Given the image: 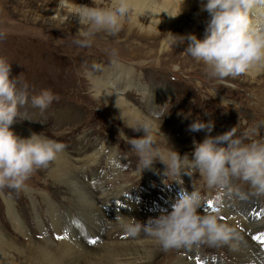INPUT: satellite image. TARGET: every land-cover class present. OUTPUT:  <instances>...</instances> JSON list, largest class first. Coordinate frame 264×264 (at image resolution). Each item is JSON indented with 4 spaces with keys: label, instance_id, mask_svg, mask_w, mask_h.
Returning a JSON list of instances; mask_svg holds the SVG:
<instances>
[{
    "label": "rangeland",
    "instance_id": "1",
    "mask_svg": "<svg viewBox=\"0 0 264 264\" xmlns=\"http://www.w3.org/2000/svg\"><path fill=\"white\" fill-rule=\"evenodd\" d=\"M51 2L52 0H0V57L6 58L12 64L11 76H19L20 86L23 84L28 86V102L19 107L21 122L11 127L28 134H39L45 131V134H41L42 136L63 143L65 145L63 150L77 157L91 154L96 146L105 145L108 146L107 150L113 149L118 159L116 180L121 179L122 182L117 180L114 186L113 174L104 166L107 157L105 153V157L103 156L99 161V167L88 166L89 171L87 170L81 180L86 185L97 184L98 189L112 190L117 186H125L124 191L130 195H137L142 212L154 211V209L158 214L170 212L172 204L179 198L182 189L189 193L197 190L202 196L201 205L216 200L219 194L224 195V185L208 187L196 171L192 172L190 177L188 176L187 181L181 176L174 178L169 175L167 178L164 175L165 166L160 162L153 164V167L160 171L157 175L163 178L161 181L157 180L158 184L148 185L147 177L151 175L148 173L149 169L144 170L142 175L139 174L137 177L135 173L138 157L125 136L131 139L140 137L142 134L125 128L107 109L104 101L95 97L91 78L100 77L102 72L109 70L115 62L133 68L136 77L144 79L142 81L143 84L146 83L144 87L150 90L148 96L151 97L148 102L151 98H155L154 112L150 116L162 122L170 135L176 139L175 141H179L182 145H189L187 153L193 150V140L199 143L206 135L215 137L234 127L237 136L243 137L245 132L252 133L255 129L251 139L264 140V132L262 133L264 113H258L253 108L255 99L251 94L252 85L238 81L237 77H233L234 79L226 77L222 80L210 77L203 62H194L190 58L183 57L184 51L176 53L171 59V52L168 55L163 54L157 45L151 49L149 47L140 49L142 42L134 36L125 40L124 35L112 36V34L102 33L98 36L96 34L92 37L95 45L90 51L82 49L74 42L79 39L78 29L69 30L64 19L58 23L59 25L48 21L44 11L47 6H51ZM41 14L44 18H41V22H35ZM44 29L46 31L40 33ZM68 49L77 50L75 52H79L80 56L84 54V57L74 56L72 59H67L64 54ZM150 50H153V53L148 56L146 53ZM44 89H50L59 99L54 100L47 109L42 111L32 106L31 97L38 95ZM123 96L128 102L144 110L142 103L146 100L139 92L130 89ZM25 118L27 120L23 121ZM198 118L205 123L213 122L214 126L210 133L207 130L198 132L189 130V125ZM121 131L125 136L120 135ZM167 147L168 145H162V149ZM49 170L50 164L37 169L20 188L0 186V230L4 232L7 242H11L10 244L15 245V248L20 249L23 255L27 254L30 239L22 236L18 228L10 222L3 199L9 198L15 201L12 207L19 212L21 222L27 224L26 233H29L32 241H36L34 243H41L37 224L44 227L43 231L46 230L49 238L56 242V233L52 230L49 217L51 210L54 217L56 216L55 224L57 227L63 225L68 237L77 236L84 230L81 211L73 197L63 187L59 189L60 194L56 196L53 186H50L52 179ZM96 176L98 178L94 183L91 177ZM174 179L178 183L173 181ZM232 184V190L235 188L247 192L246 188H250L245 182L236 183L235 178ZM41 194L44 198L47 197L51 210H48L42 201ZM253 196L258 200V205L264 201L262 200L264 196H258V198L256 195ZM227 198L233 201L231 197ZM261 216L264 217V212ZM219 219L223 223L226 222L225 217H219ZM257 230L248 239H251L250 244L263 252L264 244L252 237L264 236L261 234L264 232V226H259ZM108 236L106 232L102 235L103 239H107ZM81 239L87 244L89 251L94 250L93 243ZM206 245L210 244L197 243L200 253L196 257L197 262L203 264L212 257L220 262L216 258L219 255L214 251L213 244L210 245L212 250H205ZM218 248L221 249L220 246ZM174 252L175 250L168 257L183 254L180 249ZM8 253V257L0 258V264H25L15 252Z\"/></svg>",
    "mask_w": 264,
    "mask_h": 264
},
{
    "label": "bare ground",
    "instance_id": "2",
    "mask_svg": "<svg viewBox=\"0 0 264 264\" xmlns=\"http://www.w3.org/2000/svg\"><path fill=\"white\" fill-rule=\"evenodd\" d=\"M73 3L87 6H92L93 3L94 6H107L110 0H68V4L65 7L58 6L57 0H52L51 6L46 7L44 14H46L50 22L58 24L64 19L69 30H77L80 28L79 21L69 11V7ZM145 3L149 5L145 11V15L139 17L135 25L126 23L116 35H124L125 40L131 36L139 38L142 42L140 49H146L145 47L151 49L157 45L163 54L168 55L171 52L170 58H173L180 51L181 53L185 51L189 43L185 40L183 44L176 45L175 38L171 34L185 37L189 34H194L198 39L203 38L207 13L200 11V0H185L184 5H182V0H145ZM182 6L183 11L181 14L174 17L181 10ZM41 18H44V15L42 16L41 14L40 18L36 19L35 22H41ZM253 22L259 25L264 23V18L253 16ZM44 31L46 29L40 33ZM102 33L107 34L105 32H99L97 35L99 36ZM93 45H95L94 40H92L91 46L81 48L90 51ZM75 51L68 49L64 55L67 59L84 55L82 54L80 56L78 54L79 52ZM152 53L153 50H150L146 54L151 56ZM182 54L183 57L185 56L197 62L187 55L186 52ZM131 59L133 60L134 58L132 57ZM236 77L238 81L249 84L250 86L252 85L253 91H251V94L255 99L253 108L258 113H264V72L254 75H238ZM142 81L144 79L141 77L137 78L135 70L129 65L118 64L116 62L112 64L109 70L102 72L100 77L91 78V83L94 85L95 97H99L104 101L107 109L116 116V119L124 127V122L125 124L131 123L135 125L137 119L142 120L145 118L153 121L157 130L161 124L160 133L165 137L168 146L183 156L187 153L189 145H182L179 141H175L176 139L170 135L166 126L150 116L154 112L155 98H151V101L148 102L151 97L150 95L148 96L150 90L144 87L146 83L143 84ZM130 89H134L142 95L143 99L145 98L144 100L146 101L142 103L144 110L139 109L125 99L123 95ZM12 129L22 138H27L31 135V133L20 132L13 127ZM139 133L143 135L142 131H139ZM41 134H45V131L41 132ZM162 135L157 137L158 145L161 148L163 144L167 145ZM107 147L105 145L96 146L91 154L78 157L63 150L57 154V157L53 161L49 162V173L52 179L50 186H53L52 188L55 190L56 196L60 194L59 189L63 187L73 197L76 206L81 211L84 230L77 236L70 235L68 237L67 233L64 232L65 227L63 225L57 227L55 224L56 216L54 217L53 210H51L52 207L47 203V197L44 198V195L41 194L42 201L46 204L48 210H51V216L49 217L52 223V230L55 231L56 237L61 238L58 239L55 237V242V240L49 238L50 236H48L46 230L45 232L43 231L44 227L37 224V232L41 238V243H34L36 241H32V237L29 233H26L27 224L25 223V225L21 222L19 212L12 207L15 201L9 198L3 199L8 219L18 228L17 230L22 236L30 239V243L27 247V254L23 255L20 249L15 248V245L10 244L11 242H7L4 232L0 230V258L8 257L7 253L12 251L21 257L25 264H163L164 262L165 264L166 262L167 264H199L196 258L200 254L197 243L191 247L180 248L183 253H181V256L169 258L168 256L174 250L176 252L178 249L164 250L154 238L143 233L135 237L128 234L123 226L126 219H134L145 223L147 220L156 218L161 214H158L155 209L154 211L142 212L138 204L137 195H130L124 191L125 186H117L111 190L98 189L97 184L86 185L83 183L81 178L87 173V167L91 165L95 168L99 167V161L103 158L104 153L107 155L104 166L113 174L114 186L117 180L122 182L121 179L116 180L118 159L116 158L114 150H107ZM153 171L151 169L148 170V173L151 174L147 177L149 186L158 184L159 182L157 180L161 181L163 179L157 175L160 171L155 168ZM135 175L138 177L139 173L136 172ZM181 177L185 181L188 180V176L183 173H181ZM91 178L95 183L98 176ZM235 181L238 184L242 182L236 178ZM232 183H234V178L228 184L224 185V195L219 194L216 200L206 202L198 210L201 214H216L218 222L220 223L223 222L220 221L219 217H225L226 222L224 221L223 224L226 223L225 225L231 230L226 241H219L212 245L216 254L220 256V258L216 256L220 262L215 261L212 257V259H208L203 264H264V251L260 252L257 247L250 244L249 240L251 239H248L253 233L258 231L257 228L259 226H264V217L261 216V213L264 212V201H262L261 205H258V200L255 196L251 195V188H246L245 191L247 192H242L235 188L232 190ZM165 195L168 197L167 193ZM225 196L229 197V199L231 197L233 201L228 200ZM209 203H211L212 208H209ZM259 212L260 216L258 217ZM117 217L123 219H117ZM105 232L109 235L107 239H103L102 237ZM261 234H264V232ZM112 236H114L113 239L111 238ZM81 238L86 241L94 240V250L89 251L87 244ZM212 246L208 245L205 250H212ZM219 246L221 249L218 248Z\"/></svg>",
    "mask_w": 264,
    "mask_h": 264
},
{
    "label": "clouds",
    "instance_id": "3",
    "mask_svg": "<svg viewBox=\"0 0 264 264\" xmlns=\"http://www.w3.org/2000/svg\"><path fill=\"white\" fill-rule=\"evenodd\" d=\"M184 3L182 0V5ZM67 4L68 0H57L58 6ZM148 7L145 0H110L107 6L73 3L69 11L80 24L79 39L75 43L88 47L99 32L115 35L126 23L135 25ZM182 11L183 6L174 17ZM200 11L207 13L203 38L170 33L176 45L187 40L184 52L195 61L203 62L213 78L222 80L264 72V23L253 22V16L264 18V0H200ZM11 69L12 64L0 57V186L20 188L37 169L53 161L65 145L41 133L22 138L13 131L11 126L21 122L19 107L28 102V86H20L19 76L12 77ZM58 99L50 89H44L31 97V104L43 111ZM124 125L134 132H143L142 136L131 139L123 131L120 133L137 154L140 176L155 162H160L165 166L167 178L169 175L180 177L181 173L190 177L196 171L208 187L225 185L237 178L250 186L253 195L264 196V140L251 139L255 129L252 133L245 132L243 137L235 134V127L215 137L206 135L199 143L193 140L192 152L181 156L169 146L162 149L158 145L161 124L157 130L154 122L145 118L137 119L135 125L125 122ZM213 126L212 121L205 123L198 118L189 125V130L210 133ZM201 202L202 196L197 190L188 193L182 189L170 212L145 223L126 219L123 226L133 237L143 233L154 238L164 250L226 241L230 228L218 222L216 214H201L198 211Z\"/></svg>",
    "mask_w": 264,
    "mask_h": 264
},
{
    "label": "snow or ice",
    "instance_id": "4",
    "mask_svg": "<svg viewBox=\"0 0 264 264\" xmlns=\"http://www.w3.org/2000/svg\"><path fill=\"white\" fill-rule=\"evenodd\" d=\"M209 208H212L211 203H209ZM213 211H215V209H213ZM58 239H60L61 237H57ZM254 240H257L259 243L264 244V236H253L252 237ZM91 243H95V241H90Z\"/></svg>",
    "mask_w": 264,
    "mask_h": 264
}]
</instances>
